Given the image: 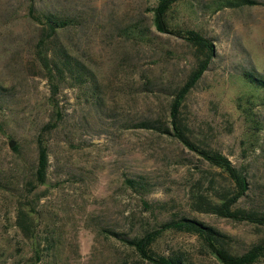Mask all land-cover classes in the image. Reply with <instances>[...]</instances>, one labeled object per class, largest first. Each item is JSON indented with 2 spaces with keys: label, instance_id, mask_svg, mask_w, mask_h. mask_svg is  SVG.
Wrapping results in <instances>:
<instances>
[{
  "label": "rangeland",
  "instance_id": "374dc122",
  "mask_svg": "<svg viewBox=\"0 0 264 264\" xmlns=\"http://www.w3.org/2000/svg\"><path fill=\"white\" fill-rule=\"evenodd\" d=\"M254 1L214 11L213 0H182L166 20L170 27L199 32L215 49L181 108V121L202 144L246 167L249 190L236 206L261 209L264 87L244 78L249 73L264 82V0ZM35 2L81 17V24L57 37L90 63L102 104L95 108L84 88L61 87L52 96L35 59L39 28L26 18L28 0H0V264H150L115 235H143L181 217L224 233L221 245L232 255L264 239L260 226L194 211L195 187L210 191L215 170L172 137L129 126L145 118L167 121L172 92L199 56L183 39L155 30L156 1ZM252 96L258 99L251 107L260 122L256 130L237 106ZM47 123L57 126L43 137L46 183L28 194L22 189L35 170V139ZM139 177L151 185L143 198L124 184ZM19 205L37 226L40 260L17 225ZM152 248L187 264H220L200 240L178 231L164 232Z\"/></svg>",
  "mask_w": 264,
  "mask_h": 264
},
{
  "label": "trees",
  "instance_id": "16d2710c",
  "mask_svg": "<svg viewBox=\"0 0 264 264\" xmlns=\"http://www.w3.org/2000/svg\"><path fill=\"white\" fill-rule=\"evenodd\" d=\"M156 5L151 9L152 23L159 33L183 39L188 45L197 50L198 58L195 67L191 70L182 85L172 92V100L168 110V120L164 122L162 118H145L129 126L133 129L145 130L153 134L168 135L183 146L189 152L205 161L215 172L211 173L210 191L205 194L200 193L196 188L193 197V210L200 213L212 214L220 218L232 220L234 222H246L264 229V207L261 209L238 208V200L249 190V182L246 167L242 164L236 166L230 159L222 153L212 150L199 141L193 132L181 121V108L196 86L197 82L207 70L210 60L215 55L213 43L201 35L199 32L189 29H179L170 27L167 23V16L171 9L182 0H155ZM214 11L226 8H238L242 6H253L257 2L254 0H213ZM26 18L38 25V33L34 45L35 59L43 72V76L48 82L52 96L61 87L68 89L84 88L89 93L90 103L96 108L101 107L102 100L99 95L96 83V73L87 60L79 57L70 48L60 44L57 35L69 27L81 24V17L69 15L59 9H52L47 3L39 5L35 0H28L26 7ZM142 36L144 34L142 33ZM245 80L254 88L264 87V82L252 76L244 74ZM100 99V100H99ZM257 98L250 97L245 100V104H237L249 122L252 130L259 129L260 122L255 119L254 107ZM57 106V105H56ZM102 114L104 109H100ZM55 116L61 117V112L56 111ZM57 126L56 123H47L40 128V132L35 139L36 144V165L31 179H28L23 186V191L31 194L38 187L46 183V172L48 168V149L44 136ZM13 145V142H12ZM18 151V147L13 148ZM124 184L135 194L143 198L151 192L150 182L145 177L126 178ZM29 203L28 205H30ZM142 205L147 210L151 206L142 200ZM30 211L33 212L32 207ZM16 221L20 232L24 237L33 241L34 259L40 260L41 247L40 239L37 235V226L31 215L25 212L22 205L16 211ZM178 231L196 237L205 246L207 251L220 264H256L264 259V239L259 240L249 246L246 252L240 255H232L221 243L227 236L221 231L205 224L202 221L181 217L162 223L158 228L145 231L143 235L127 237L123 234H116L119 240L132 248L142 259L150 264H187L177 255H158L152 248L157 239L166 231ZM44 242V241H43ZM45 243H48L47 239Z\"/></svg>",
  "mask_w": 264,
  "mask_h": 264
},
{
  "label": "water",
  "instance_id": "95a60500",
  "mask_svg": "<svg viewBox=\"0 0 264 264\" xmlns=\"http://www.w3.org/2000/svg\"><path fill=\"white\" fill-rule=\"evenodd\" d=\"M9 146L12 147V142H10Z\"/></svg>",
  "mask_w": 264,
  "mask_h": 264
}]
</instances>
